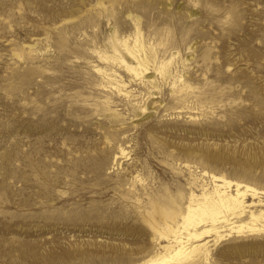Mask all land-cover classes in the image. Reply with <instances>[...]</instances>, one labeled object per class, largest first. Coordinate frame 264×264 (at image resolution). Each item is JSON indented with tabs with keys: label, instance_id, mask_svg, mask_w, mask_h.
<instances>
[{
	"label": "rangeland",
	"instance_id": "1",
	"mask_svg": "<svg viewBox=\"0 0 264 264\" xmlns=\"http://www.w3.org/2000/svg\"><path fill=\"white\" fill-rule=\"evenodd\" d=\"M136 29L175 82L103 60ZM214 177L262 229L264 0H0V264H141L167 245L152 201ZM214 239L209 264H264V230Z\"/></svg>",
	"mask_w": 264,
	"mask_h": 264
},
{
	"label": "bare ground",
	"instance_id": "2",
	"mask_svg": "<svg viewBox=\"0 0 264 264\" xmlns=\"http://www.w3.org/2000/svg\"><path fill=\"white\" fill-rule=\"evenodd\" d=\"M112 52L111 56H104L103 60L110 64L111 68L121 69L131 82L138 85L153 89L158 88L156 82L160 81L155 80L156 76L166 82H175L174 79H177L172 75V59L166 62L157 61L155 49L144 45L138 29L132 42L123 40L118 43L113 40ZM113 69H109L110 72L102 71V76L120 92L124 83ZM213 181L211 196L202 195L199 200L192 198L185 208H182L176 199L152 201L148 224L159 236L166 239L167 245L141 264H209L208 243H201L206 236L215 235L214 240L217 243L227 238L231 231L240 233L245 227L250 232L264 230L263 226L261 229L253 224L235 225L247 217H250L252 223L257 221L253 212L246 211L244 197L247 192L252 191L249 187L242 189L236 184L235 192L230 193L227 190L231 187V182L215 177ZM258 216L264 219V213ZM158 223L162 224L159 230L155 228Z\"/></svg>",
	"mask_w": 264,
	"mask_h": 264
}]
</instances>
